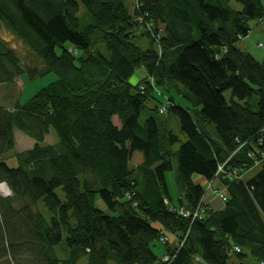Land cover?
Here are the masks:
<instances>
[{"label": "trees", "instance_id": "16d2710c", "mask_svg": "<svg viewBox=\"0 0 264 264\" xmlns=\"http://www.w3.org/2000/svg\"><path fill=\"white\" fill-rule=\"evenodd\" d=\"M252 19L264 0H0L27 49L0 37V264H264V59L238 46ZM49 74L22 103L21 76Z\"/></svg>", "mask_w": 264, "mask_h": 264}, {"label": "rangeland", "instance_id": "374dc122", "mask_svg": "<svg viewBox=\"0 0 264 264\" xmlns=\"http://www.w3.org/2000/svg\"><path fill=\"white\" fill-rule=\"evenodd\" d=\"M126 5L130 8L131 10H134L135 7V0H124ZM232 7L236 10L241 9V6L238 3L232 2L231 3ZM82 11H85V8L83 5H81V13ZM249 26L251 28L250 33L244 37L239 43L238 46L241 47L243 50L249 51L250 54H252L258 61H262L264 59V46H259V43L264 44V19L263 20H258V19H252L249 21ZM0 37L4 38L5 40H8L10 42V44L15 47L20 55H24L23 52H26V48H24L23 43L13 34L10 33L6 30H4L3 28L0 27ZM148 40L147 39H143V40H137L136 43L138 45H140L142 48H147L148 47ZM23 50V52H22ZM146 75V71L144 70V68H140L138 69L135 74L133 76H131L130 78V82L135 84L137 83L142 77H144ZM21 81L24 83V85L22 86V82H18L17 84V91H18V97L20 99V101L22 103L25 102V100L29 99L33 94H35V92L37 90H39V88L41 86H44L46 84H48L49 82L53 81L56 79L55 74H49L47 76H45L44 78H39L33 81L28 80L27 76H21ZM4 93H6V89H4V86H0V97L1 95H3ZM225 97L227 98V100L229 101L230 99V91H227L225 93ZM8 102V101H7ZM2 100L0 99V105L2 104ZM163 121L168 122L167 124H170L172 122V126L173 127H179L178 126V121L177 118L170 114V113H166L164 115H160L159 116ZM114 122L117 124H120V122L117 120V118H114ZM179 132V130H177ZM20 133V132H19ZM25 135L24 133H20ZM27 138H29L27 135H25ZM18 146L17 149L22 151L23 149L28 150L29 145H27L26 143V138L24 136L19 137L18 135ZM52 141V138L50 139ZM181 140L185 141V138L181 136ZM136 154H139L140 156L141 153L137 152ZM140 160L139 157L135 158V162H138ZM13 160H8L9 163H12ZM16 165V162H15ZM258 171V168H256L251 174H255ZM167 177V181H168V185H169V190L171 192V197H172V202L174 204L177 205V198L179 195V190H178V186L176 184V180H175V170L169 171L166 174ZM194 179L196 182L203 184L205 181L202 177L198 176V175H194ZM1 185V184H0ZM7 187V186H6ZM8 189V187H7ZM3 191H0V194L4 195V196H8L11 194L8 193H4L5 187L2 188ZM57 193L59 194V196L61 198L64 197V193L62 192L61 189L57 190ZM219 206V204L217 205ZM158 246H162V245H158ZM164 247V246H162ZM157 253L160 254L162 253V248L161 249H156ZM168 255V254H166ZM244 262L246 264H257V262L251 257V255L247 254L246 258L244 259ZM85 260L81 261L79 264H85ZM204 264V263H201Z\"/></svg>", "mask_w": 264, "mask_h": 264}, {"label": "built area", "instance_id": "2783aa9c", "mask_svg": "<svg viewBox=\"0 0 264 264\" xmlns=\"http://www.w3.org/2000/svg\"><path fill=\"white\" fill-rule=\"evenodd\" d=\"M220 170H221V168H220ZM220 195H221V197L224 196L223 192H221ZM182 211H183V210H182ZM182 211H181V212H182ZM182 214H183V216H187V215H189V214H187V213H185V212H182ZM161 240L165 242V241L168 240V238H167V237H162ZM168 259H169V254L164 256V260H168Z\"/></svg>", "mask_w": 264, "mask_h": 264}, {"label": "crops", "instance_id": "0c3cea01", "mask_svg": "<svg viewBox=\"0 0 264 264\" xmlns=\"http://www.w3.org/2000/svg\"><path fill=\"white\" fill-rule=\"evenodd\" d=\"M21 136H24V135H20L19 137H21ZM25 137V136H24ZM26 138V144L27 145H29V148H31V145L33 144V142L29 139V138H27V137H25ZM18 146V143L16 144V147ZM28 148V149H29ZM25 149H23L22 151H24ZM18 151H20V150H18Z\"/></svg>", "mask_w": 264, "mask_h": 264}, {"label": "bare ground", "instance_id": "6f19581e", "mask_svg": "<svg viewBox=\"0 0 264 264\" xmlns=\"http://www.w3.org/2000/svg\"><path fill=\"white\" fill-rule=\"evenodd\" d=\"M6 186H7V185L4 184V183L1 184V185H0V191H3L2 188L5 187L4 193L8 194V193H10V190H9V188L7 189L8 186H7V187H6Z\"/></svg>", "mask_w": 264, "mask_h": 264}]
</instances>
